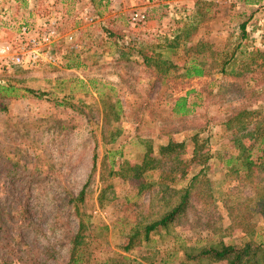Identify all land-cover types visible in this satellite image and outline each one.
<instances>
[{"label": "rangeland", "instance_id": "374dc122", "mask_svg": "<svg viewBox=\"0 0 264 264\" xmlns=\"http://www.w3.org/2000/svg\"><path fill=\"white\" fill-rule=\"evenodd\" d=\"M252 1L0 0V46L9 47L0 55V87L12 88L0 89V264H74L79 219L84 240L75 264H182L185 252L204 244L264 241L262 217L251 219L248 233L230 229L224 210L220 223L195 209L175 229L124 252L131 229L158 208L131 180L113 179L98 201L102 160L115 170L133 167L146 146L154 153L170 141L184 142L188 158L193 139L208 141L204 170L216 204L227 191L232 204L249 195L233 138L254 145L255 157L260 139L247 134L264 118V67L252 75L244 64L246 53L264 52V0ZM149 44L156 48L145 66L137 51ZM194 65L205 75L187 77ZM181 97L191 110L185 116L173 111ZM115 102L119 118H105V104ZM244 111L254 113L246 119ZM198 168L189 166L177 187Z\"/></svg>", "mask_w": 264, "mask_h": 264}, {"label": "trees", "instance_id": "16d2710c", "mask_svg": "<svg viewBox=\"0 0 264 264\" xmlns=\"http://www.w3.org/2000/svg\"><path fill=\"white\" fill-rule=\"evenodd\" d=\"M102 0H99L101 3ZM247 3L253 4L252 0H246ZM260 0L256 3L258 4ZM144 16V15H143ZM144 20V18L142 19ZM246 23L240 25L241 37H246L245 33ZM178 40V37L175 39ZM173 45V42L168 44V51L173 52V48L177 46ZM147 48L148 50H145ZM155 46L152 44L147 45L144 49L140 48L137 53L143 58L144 65L147 66L153 62V57L148 56L149 52L155 50ZM208 48V47H207ZM199 53V51H198ZM245 55L249 56V62L244 64L245 72L255 75L257 69L260 70L264 67V52L259 50H253ZM242 59V57H241ZM243 60V59H242ZM226 62H222L223 67L226 66ZM254 65V66H253ZM204 66V64L202 65ZM202 66H191L186 70L187 77H201L205 75V70ZM253 67V68H252ZM1 91L5 94H9L12 88L0 87ZM120 109L118 103H107L104 106L106 111V117H113L115 120L119 118ZM178 115H187L190 113V109L187 107L186 97L178 98L175 101L174 110ZM245 112L246 119L254 112ZM245 116L236 121L238 125H241L245 121ZM235 119L231 117L227 121L228 124H232ZM264 118L262 122L254 127V131L247 134L249 140L256 143L260 139L259 146L256 148L255 157L250 154V151L254 149V145L250 148H245L241 143V139L235 137L233 141L241 149V154L235 159H240L245 170V181L250 185L249 195L242 197L235 201V204L228 200L229 191L224 195L221 205H217L213 192L210 186L209 180L206 178V170L204 166L210 159L208 150H205L208 141L198 144L195 139L192 140L191 154L188 158L186 155V144L184 142L170 141L166 145H160L153 153V148L146 146L143 152L140 162L133 167H120L115 170L110 163L109 165L105 160L101 161V168L99 170V181L105 186L100 190L98 195V201L102 204L105 194L113 189L111 181L113 179L131 180L137 184V192L139 194L149 195V204L154 203L158 208V212L154 218L148 217L143 223L137 222L131 229V233L128 235L127 243L123 246L124 252H129L131 249L136 248L142 244L145 246L150 242V238L153 235H157L162 231L167 232L170 228L175 229L177 225L185 222L186 217L190 213V210L208 214L209 220H216L220 223L223 222L224 216L221 211L226 214L228 223H230V229H233L234 225L243 227L248 232V227L252 229L253 225H250V221L254 217L264 218ZM230 126H228L229 128ZM105 154H109L105 153ZM111 154V153H110ZM155 154V155H153ZM96 154L93 156L92 170L96 169ZM234 158L227 160V166L233 163ZM195 165L199 167V171L188 179V183L183 187H177L178 180L183 179L187 175V169L189 166ZM232 171L237 172L235 168H231ZM152 173L151 175H148ZM156 175V182H152L149 179L151 176ZM81 189L77 196L79 202L83 201L85 195V188ZM204 187V190H203ZM245 195V194H244ZM247 202V203H246ZM245 203V204H243ZM200 210H199V209ZM76 215L80 217L78 210ZM243 223V224H241ZM247 227V228H246ZM247 229V230H246ZM221 231V230H220ZM250 231V230H249ZM84 225L79 219L77 233L73 237V252L71 255V263L76 262L73 255L76 254L77 248L83 246ZM249 233V232H248ZM182 264H201V263H213V264H264V241H246L241 246H234L232 244H225L222 240L217 242L204 244L197 249L188 250L184 253V258L181 261Z\"/></svg>", "mask_w": 264, "mask_h": 264}, {"label": "built area", "instance_id": "2783aa9c", "mask_svg": "<svg viewBox=\"0 0 264 264\" xmlns=\"http://www.w3.org/2000/svg\"><path fill=\"white\" fill-rule=\"evenodd\" d=\"M135 18H138V16L136 15V17ZM144 18V16L143 15H140L139 16V19L140 20H142ZM138 19V20H139ZM54 35V32L53 31H51L49 34H48V36H47V38H46V41L48 42L50 39H51V37ZM9 53V47L8 46H0V55H3V57L6 55V54H8ZM31 59L32 60H36L37 59V54H35V53H32L31 54ZM15 61H16V63H21V58L20 57H17L16 59H15Z\"/></svg>", "mask_w": 264, "mask_h": 264}]
</instances>
